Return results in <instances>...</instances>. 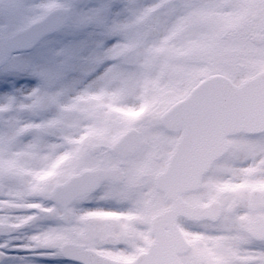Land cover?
Listing matches in <instances>:
<instances>
[{"label": "snow or ice", "instance_id": "1", "mask_svg": "<svg viewBox=\"0 0 264 264\" xmlns=\"http://www.w3.org/2000/svg\"><path fill=\"white\" fill-rule=\"evenodd\" d=\"M0 264H264V0H0Z\"/></svg>", "mask_w": 264, "mask_h": 264}]
</instances>
